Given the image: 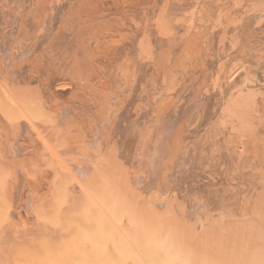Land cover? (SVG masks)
I'll return each mask as SVG.
<instances>
[{"label":"bare ground","instance_id":"6f19581e","mask_svg":"<svg viewBox=\"0 0 264 264\" xmlns=\"http://www.w3.org/2000/svg\"><path fill=\"white\" fill-rule=\"evenodd\" d=\"M32 190L80 264H264V0H0V232Z\"/></svg>","mask_w":264,"mask_h":264},{"label":"rangeland","instance_id":"374dc122","mask_svg":"<svg viewBox=\"0 0 264 264\" xmlns=\"http://www.w3.org/2000/svg\"><path fill=\"white\" fill-rule=\"evenodd\" d=\"M24 192L25 191H22V193H24ZM28 192L26 191L25 193H28ZM31 192L37 193V196L34 198H29L27 195L26 196L20 195L18 197L9 196L8 197L9 201L7 200L5 203L3 202L5 205L2 204L3 208H1V209H3V211H5V213L4 212L3 213L9 218L10 222L7 223L6 226H2V229H1L2 233L0 232L1 233L0 234V238H1L0 239V264H80L81 260L85 256H86V258L88 257V253H84V254L80 255V254H78V251L79 250L82 251L81 245L83 246L85 244V246L86 245L88 246V243L91 240L89 239L88 241H86L87 242V244H86V242L85 243L82 242L83 239H81V237L79 238L81 240L74 241V239H73L74 242L71 239L70 241H68V243L72 242V246L74 248L71 246V249H69L68 245L64 244V240H65V242H67L66 240L69 237L73 238V235L75 233L71 232L70 231L71 228H70V230H68V234H67L66 233L67 228L74 227L75 229L73 228L72 230H74V231L77 230L76 232H79V231H78V227L76 228L75 226L72 225V223L66 224L62 221L65 218V214L62 211L64 209L66 213L68 212V217H69V214H71L69 219L72 222L73 220H76L75 217L77 215L80 216V214H81L80 211H83V210L85 211V208H83V210H81L82 208L80 209V207L82 206L83 203L81 204V202H78L77 195L72 196L73 198L74 197L76 198V199L74 198L75 200L74 199H72V200L64 199L61 201L60 199H62V198L59 199L58 196H56L58 199L56 197L54 198V195L52 197V194L54 191L52 192V194H50L49 190H38V191L32 190ZM55 192H57V191H55ZM65 192H67V191L64 190L62 193L64 194ZM70 192L77 194L76 191H70ZM60 193H61V190L60 191L58 190V193H56V195H59ZM78 193H80V192L78 191ZM50 195L54 199H51V198L49 199ZM72 197H69V199H71ZM5 200H3V201H5ZM58 200H59V202H58ZM79 201H80V199H79ZM62 202H66V203L68 202V205L70 207L69 206L65 207L67 204L65 206L63 204L64 207H63V209H61L62 211H59L60 209L58 207H60V205L62 206ZM71 204L73 206H71ZM57 205H58V207L56 208ZM78 205H81V206L79 207ZM83 207H85V206H83ZM53 211L56 212L57 215H55V213ZM61 212L63 214H61ZM73 212H75V213L77 212V213L75 214ZM34 214L36 216H39V218L43 217L42 218L43 220L39 219V221H44V219L46 218L45 222H43V223H46V226L42 222L40 223ZM72 214H74V215H72ZM53 215L56 217H54ZM49 217L51 219L53 217L54 218L51 221V219L48 220ZM73 217H74V219H73ZM55 219H56V221H54ZM48 221H50V222H48ZM76 221H78V220H76ZM75 222L73 221V223H75ZM79 223L77 225L76 224L75 225L81 226V224H79ZM81 223L83 224V222H81ZM94 227H96V226H94ZM65 228H66V230H65L66 235L63 234L64 233L63 229H65ZM81 229H80V233H78L80 236H81V231H82ZM86 229L87 228L84 229L85 230L84 232H86L88 230V229L87 230ZM89 229H91V228H89ZM92 229H93V227H92ZM96 229L94 228L93 232L88 230L91 232L89 237L87 235L88 232H87V234H85V233H83V234H85V237L90 238V236L94 232L97 231ZM69 231H70V233H72V236H68V235H71V234H69ZM78 234L76 233L77 236H78ZM8 235H10V236H8ZM92 236L95 237V234H93ZM94 237H92V238H94ZM62 238H67V239H62ZM16 239H17V241L19 239L20 243L15 241ZM60 240L63 241V243H61L63 245H61L59 243V242H62ZM93 241H91L92 243H89L88 248L90 247V244L91 245L93 244ZM13 243L17 244L18 247H20V248H18V250H19L18 254L19 255L18 254L16 255L15 253L17 251L13 250L15 253H13L12 255L14 256V254H15V256H17V259L15 257H12V260L11 259L8 260V258H11L10 253L13 252V251H11V249H12V247L14 248V246H15V244H13ZM82 243H84V244H82ZM12 245H14V246H12ZM110 248H112V245L110 246ZM15 249H17V247ZM20 249H21V251H20ZM68 249H69V251H68ZM76 250H77V252H76ZM83 250H85V248ZM110 250L113 251V248ZM67 252H69L68 253L69 255H71L70 253H72V255L71 256H67V255L63 256L64 258L63 257L62 258L64 260L60 259L61 256L63 254L64 255L67 254ZM88 252H90V251H88ZM113 252H115V251H113ZM60 254H62V255H60ZM58 255L60 257H58ZM112 255H114V253ZM70 257H71V259H69ZM105 260H103V261L101 260L102 261L101 264H104ZM57 261H58V263H56ZM60 261H62V263H60ZM86 261H89V260L86 259ZM107 261H105V262H107ZM90 263H91V261L88 264H90ZM94 264H97L96 261Z\"/></svg>","mask_w":264,"mask_h":264}]
</instances>
